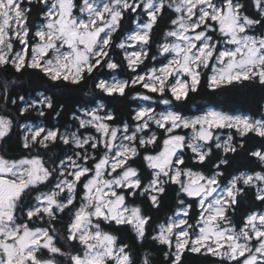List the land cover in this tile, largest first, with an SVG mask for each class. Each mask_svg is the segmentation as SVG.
<instances>
[{"label":"snow or ice","instance_id":"6c2138e0","mask_svg":"<svg viewBox=\"0 0 264 264\" xmlns=\"http://www.w3.org/2000/svg\"><path fill=\"white\" fill-rule=\"evenodd\" d=\"M0 264H264V0H0Z\"/></svg>","mask_w":264,"mask_h":264},{"label":"trees","instance_id":"16d2710c","mask_svg":"<svg viewBox=\"0 0 264 264\" xmlns=\"http://www.w3.org/2000/svg\"><path fill=\"white\" fill-rule=\"evenodd\" d=\"M194 103L197 107L200 108H207L209 106H213L214 104H221L225 105L227 109H236L238 112L246 111L254 107L253 103L250 100L244 98H226L213 100L212 97L204 94L195 97Z\"/></svg>","mask_w":264,"mask_h":264},{"label":"rangeland","instance_id":"374dc122","mask_svg":"<svg viewBox=\"0 0 264 264\" xmlns=\"http://www.w3.org/2000/svg\"><path fill=\"white\" fill-rule=\"evenodd\" d=\"M161 107H163V106H161Z\"/></svg>","mask_w":264,"mask_h":264}]
</instances>
